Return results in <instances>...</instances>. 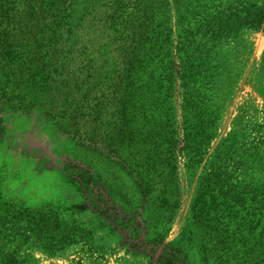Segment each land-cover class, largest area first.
<instances>
[{"label":"rangeland","instance_id":"374dc122","mask_svg":"<svg viewBox=\"0 0 264 264\" xmlns=\"http://www.w3.org/2000/svg\"><path fill=\"white\" fill-rule=\"evenodd\" d=\"M168 1L171 57L179 72L183 55L179 37L187 21L197 17L191 14L192 8L180 10L175 0ZM189 1L184 4L196 5ZM215 1L218 4L219 0ZM220 1L264 5V0ZM184 12L186 15L180 18ZM2 22V28L16 34L13 36L18 42L6 48L5 61L0 59V216L39 211L58 223L57 227L49 224L47 241L33 237L14 244L1 243L0 264L2 253L13 250L19 264H161L159 258L165 253L172 254L180 264H257L264 260L259 256L264 252V206L253 195L241 196L245 204L223 198L221 188L227 183L208 175L210 165L217 163L231 173L234 186L264 189V145L259 147L263 161L257 160L253 166L241 165L238 156L243 145L249 147L259 133L264 134L263 29L243 28L218 43L204 38L206 51L218 54L220 61L215 70L217 78L209 80L208 85L200 81L196 86L209 96L210 110H217L212 116L213 139L202 161L194 166L185 153H178L175 185L165 190L159 186L165 194L154 189L144 197L118 157L99 145L79 141L67 119L53 120L48 115L54 110L50 95L44 93L42 82L32 86L27 75V40L23 33L27 20L21 19L17 26L8 19ZM182 85L176 75L171 117L180 148L184 117L194 115L186 109ZM228 140L236 153L232 161L220 164L217 157L224 156ZM202 195H206L201 199L207 205L206 214L194 219ZM173 199L178 203L175 210L170 209ZM214 218L225 224L221 229L233 239L226 250L213 241L217 227H213L214 220V224L209 221ZM143 245H149L156 254H143Z\"/></svg>","mask_w":264,"mask_h":264},{"label":"trees","instance_id":"16d2710c","mask_svg":"<svg viewBox=\"0 0 264 264\" xmlns=\"http://www.w3.org/2000/svg\"><path fill=\"white\" fill-rule=\"evenodd\" d=\"M193 1L195 6L184 4L189 0H175L178 9L192 8L191 14L197 17L187 21L179 37V52L183 55L179 58L181 70L177 72L171 57L168 0H0V59L5 61L6 48L15 47L18 42L14 40L16 34L2 28V21L8 19L17 26L21 19L27 20V31H23L27 40V75L32 86L42 82L44 93L50 95L54 110L48 115L53 120L67 119L79 141L99 145L109 155L118 157L144 197L154 189L160 192L159 186L165 190L175 185L178 153H185L194 166L202 161L213 139L212 116L217 110H210L209 96L196 86L200 81L208 85L209 80L217 78L215 70L220 61L218 54L206 51L204 38L218 43L243 28L264 31L262 4ZM185 15L184 12L180 18ZM10 34L13 37L7 42ZM164 45L167 52L163 54ZM176 75L186 90V109L194 113L193 118L184 117L181 148L171 117ZM259 134L248 143L249 147L243 145L238 154L241 165L253 166L257 160L263 161L259 147L264 145V134ZM224 148V156L217 157L220 164L232 161L231 156L236 153L229 140ZM210 167V178L227 183L221 188L223 198L245 204L246 199L241 196L253 195L264 206V189L234 186L228 169L217 163ZM205 196H200L195 206L194 219L206 214L207 205L201 201ZM177 205L173 199L170 209L175 210ZM213 220V227H217L215 246L222 245L226 250L233 239L221 229L225 227L223 222L216 218L209 222L214 224ZM50 223L57 227L56 218L39 211L0 216V244L33 237L47 241ZM143 246V254H156L148 249L149 245ZM259 256H264V252L260 251ZM159 262L180 264L170 253L162 254ZM1 264H19L16 252L2 253ZM257 264H264V260Z\"/></svg>","mask_w":264,"mask_h":264}]
</instances>
